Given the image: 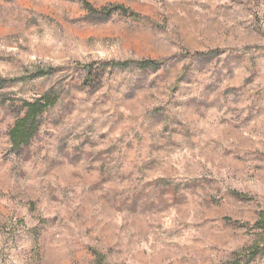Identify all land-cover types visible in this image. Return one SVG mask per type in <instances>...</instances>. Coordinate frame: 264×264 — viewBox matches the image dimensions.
Segmentation results:
<instances>
[{
  "label": "rangeland",
  "instance_id": "obj_1",
  "mask_svg": "<svg viewBox=\"0 0 264 264\" xmlns=\"http://www.w3.org/2000/svg\"><path fill=\"white\" fill-rule=\"evenodd\" d=\"M263 210L264 0H0V264H264Z\"/></svg>",
  "mask_w": 264,
  "mask_h": 264
},
{
  "label": "trees",
  "instance_id": "obj_2",
  "mask_svg": "<svg viewBox=\"0 0 264 264\" xmlns=\"http://www.w3.org/2000/svg\"><path fill=\"white\" fill-rule=\"evenodd\" d=\"M85 5L90 11L89 13L91 14L92 17H98L102 19L113 14L115 10H118V9L120 10L122 8V6L116 5L112 7L97 9L93 7L89 1H85ZM124 11L125 13L129 12V10L127 9H124ZM128 15L135 16L136 18L139 17L135 12H129ZM134 63H136L140 68L147 70L154 64H157L158 61L141 60V61L134 62ZM57 100L58 99L55 98V99H52V101L39 100L36 102H30V101L24 102V108L26 107L25 109L26 111L22 115H19L16 118L9 132L12 148L16 152L21 153L23 150L29 147V145L31 144V142L33 141V139L35 138V136L37 135L39 131L40 114H42L48 107L53 106L57 102ZM238 195L244 196L243 193H238ZM259 224H260L259 225L260 228L264 231V210L261 211V219H260ZM258 246L259 245H257V248H259Z\"/></svg>",
  "mask_w": 264,
  "mask_h": 264
}]
</instances>
